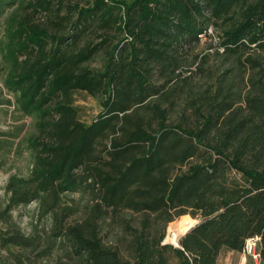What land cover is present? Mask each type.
<instances>
[{
  "label": "trees",
  "instance_id": "obj_1",
  "mask_svg": "<svg viewBox=\"0 0 264 264\" xmlns=\"http://www.w3.org/2000/svg\"><path fill=\"white\" fill-rule=\"evenodd\" d=\"M23 1L0 0V17L16 4L4 84L37 133L4 188L0 264H216L255 235L264 264V0ZM214 36L217 70L194 51ZM78 90L102 107L90 124ZM77 191L92 199L70 223ZM33 201L50 224L26 234L12 212ZM185 215L199 221L163 243Z\"/></svg>",
  "mask_w": 264,
  "mask_h": 264
},
{
  "label": "rangeland",
  "instance_id": "obj_2",
  "mask_svg": "<svg viewBox=\"0 0 264 264\" xmlns=\"http://www.w3.org/2000/svg\"><path fill=\"white\" fill-rule=\"evenodd\" d=\"M28 1L24 0L23 4L26 5ZM87 1L89 0H67L66 3L78 2L81 5H86ZM15 6L16 4L7 8L0 17V204L7 198L4 188L8 178L11 175L27 176L29 174L32 160V149L29 145V138L37 133L36 118L22 112L16 102L15 95L4 84L7 70V64L2 56V48L6 42L4 19ZM30 11L26 7L21 9L23 14ZM34 17L35 20L42 22L45 20V16L41 12L36 13ZM214 33L216 32L214 31ZM211 40L203 38L194 51L197 53L210 51L212 54L209 57L208 64H205L204 67L206 69L217 70L218 67L225 66L226 62L222 56L214 52L217 36H214ZM210 45L213 48H209ZM188 58V62H190L191 56ZM198 63L199 60L197 59L196 64H187L185 67H188L187 70L194 71ZM202 77L203 73L197 71L194 75V80L201 81ZM72 99V105L78 109L79 119L85 124H90L102 111L98 100L85 91H75ZM91 199L92 195L86 191L66 193L63 196V202L72 207L66 221L71 223L79 219L82 216L83 206L89 203ZM12 214L16 223L26 234L30 233L34 226L38 230H41L47 228L50 224L49 216L39 214L37 201L16 208ZM198 221L199 218H193L189 215L176 218L168 226L165 242L178 244L180 237L185 231L193 227ZM109 237L112 241L116 240V230H111ZM56 255L57 253L54 252L53 257H56ZM259 262V259L256 261L249 255H243V252H232L224 249L221 251L216 264H259Z\"/></svg>",
  "mask_w": 264,
  "mask_h": 264
},
{
  "label": "built area",
  "instance_id": "obj_3",
  "mask_svg": "<svg viewBox=\"0 0 264 264\" xmlns=\"http://www.w3.org/2000/svg\"><path fill=\"white\" fill-rule=\"evenodd\" d=\"M259 243H260V237L258 235L246 239L242 251L243 255L245 256L249 255L257 261L260 257L258 250Z\"/></svg>",
  "mask_w": 264,
  "mask_h": 264
},
{
  "label": "water",
  "instance_id": "obj_4",
  "mask_svg": "<svg viewBox=\"0 0 264 264\" xmlns=\"http://www.w3.org/2000/svg\"><path fill=\"white\" fill-rule=\"evenodd\" d=\"M190 228H191V227H190ZM190 228H189V229H190ZM189 229H188V230H189ZM188 230H187V231H188ZM187 231H185V233H186ZM163 243H166V242H165V239H164ZM178 243H179V242H178ZM173 245H174V246H179V244H173Z\"/></svg>",
  "mask_w": 264,
  "mask_h": 264
},
{
  "label": "bare ground",
  "instance_id": "obj_5",
  "mask_svg": "<svg viewBox=\"0 0 264 264\" xmlns=\"http://www.w3.org/2000/svg\"><path fill=\"white\" fill-rule=\"evenodd\" d=\"M188 225V224H187ZM175 238V237H174Z\"/></svg>",
  "mask_w": 264,
  "mask_h": 264
},
{
  "label": "crops",
  "instance_id": "obj_6",
  "mask_svg": "<svg viewBox=\"0 0 264 264\" xmlns=\"http://www.w3.org/2000/svg\"><path fill=\"white\" fill-rule=\"evenodd\" d=\"M233 252V251H232Z\"/></svg>",
  "mask_w": 264,
  "mask_h": 264
}]
</instances>
